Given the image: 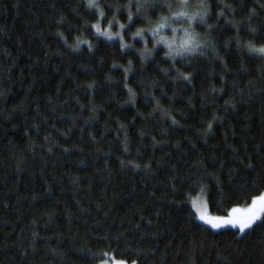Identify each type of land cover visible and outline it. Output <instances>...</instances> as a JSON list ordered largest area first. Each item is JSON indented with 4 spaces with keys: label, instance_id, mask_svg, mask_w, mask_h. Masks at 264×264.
I'll return each instance as SVG.
<instances>
[{
    "label": "trees",
    "instance_id": "trees-1",
    "mask_svg": "<svg viewBox=\"0 0 264 264\" xmlns=\"http://www.w3.org/2000/svg\"><path fill=\"white\" fill-rule=\"evenodd\" d=\"M153 1L99 0L121 49L85 0H0V264H264L260 221L212 230L189 204L226 216L264 193V57L247 47H264V0H204L203 55L175 68L129 40L180 2Z\"/></svg>",
    "mask_w": 264,
    "mask_h": 264
},
{
    "label": "snow or ice",
    "instance_id": "snow-or-ice-1",
    "mask_svg": "<svg viewBox=\"0 0 264 264\" xmlns=\"http://www.w3.org/2000/svg\"><path fill=\"white\" fill-rule=\"evenodd\" d=\"M88 7L89 8H96L99 11V14L101 17L104 16V12L102 9H100L99 4L97 3V0H88ZM137 12H139L141 9H144L146 7H155L154 4L150 2V0H137V3L135 5ZM169 10H171V5L167 4L165 5ZM193 5L190 3V0H180L179 3V9L178 11H175L172 13L171 16H164L160 18V21L156 24L154 28L150 30V35L153 37L154 41V48L156 46H163L167 49L166 57L171 59L173 61V67L175 68V62L176 59L179 57L182 60L189 57L190 54L196 53L198 50L200 51V54L203 55V49L206 47V42L201 43L200 39L198 38L199 34L195 32L194 28H192L193 24H205L206 18L209 17V6L204 2V0H200V3L195 6L196 10L189 12V9H191ZM225 8H228L229 10L234 11L232 9L231 5H224ZM262 8H264V5H261ZM219 16H224V12L221 11L218 13ZM257 15L255 12V9L250 10V18L252 16ZM129 22H132V14H131V8H129V16H128ZM188 24V27H173V24ZM229 23H232L229 21ZM111 22H109V28L105 30H101L99 24L93 25V27L96 30V33L99 36L106 37L108 40H114L119 38L120 40V48L126 49L129 48L130 45L124 43V37L122 35L123 30L125 29L124 24H119L120 32H116L115 34L111 31ZM211 27V26H209ZM168 29L172 33L171 38L169 36L162 34L163 30ZM250 31L255 32V29H250ZM144 29H139L135 33V37H140L141 40H144ZM180 33L181 35L177 36L176 34ZM58 36H60L61 39H64L62 33H57ZM156 37H159L156 39ZM83 42V41H82ZM145 45L149 43V41L144 40ZM239 43V41H237ZM79 47V44L76 46ZM250 52L257 53L260 56L264 57V47L256 48L254 45L249 43L247 45ZM91 49V46H90ZM153 52L151 50H147L145 53L141 54L142 59L146 56H152ZM131 63V62H129ZM113 67H116V65H113ZM127 69L125 70V73L127 74ZM161 71L164 72L165 75H168V71L162 69ZM178 75L177 79L186 81L187 83H192V75L180 73L179 69H176ZM94 87V84H89L88 88L92 89ZM125 87L127 88V84H125ZM213 91H216L213 89ZM129 94L132 96V100H130L131 103L135 102L134 96L135 94L132 92V89H128ZM229 103L226 101V104ZM232 107H235L233 104ZM95 111V109H93ZM214 120L216 117L213 118ZM173 123H177L175 120H173ZM207 131L210 133L212 131V123L210 122L208 124ZM45 139H48L45 137ZM51 149H49L50 151ZM125 151H127V148H125ZM248 167H252L251 164L248 165ZM197 212L199 213L198 219L203 222L204 225L209 226L211 229L214 230H221L228 227H231L233 229H238L239 234L241 236L247 234L248 231L253 229V225L256 224L257 221H260L261 226H264V193L261 195L253 198L251 206L247 209L241 210L238 208H232L231 212L227 214L226 216H211L208 213V209L205 206L202 210L197 209ZM235 235V233H234ZM104 255H107L105 253ZM103 264H108V261H104ZM114 264H124L123 261H114Z\"/></svg>",
    "mask_w": 264,
    "mask_h": 264
},
{
    "label": "rangeland",
    "instance_id": "rangeland-1",
    "mask_svg": "<svg viewBox=\"0 0 264 264\" xmlns=\"http://www.w3.org/2000/svg\"><path fill=\"white\" fill-rule=\"evenodd\" d=\"M86 1V3H87V5H88V0H85ZM99 2V0H97V3ZM150 2H154L153 0H150ZM180 3V2H179ZM179 3H178V5L174 8L175 9V11H178V10H180L179 9ZM99 4V3H98ZM94 10H96V12L98 13V21L94 24V25H96V24H99V26H100V28H101V30L103 31V30H105V29H108L109 28V22H111V31L115 34L116 32H120L121 30L119 29V22L118 21H109V22H107L106 24H104V16L103 17H101L100 16V14H99V11L96 9V8H93ZM174 11V12H175ZM173 12V13H174ZM172 15V13L171 14H169V15H167V16H171ZM162 17H164V16H162ZM161 18V17H160ZM160 18L155 22V23H153V24H150V25H148L144 30H145V32H144V40H146V41H150L151 43H152V46H154V41H153V37L150 35V30L152 29V28H154L155 26H156V24L160 21ZM173 27H188V24H186V23H183V24H173L172 25ZM194 26V24L192 25V28H194L193 27ZM94 28V27H93ZM94 30H95V28H94ZM137 32V31H136ZM135 32V33H136ZM95 33H96V30H95ZM123 33H124V30H123V32H122V35H123ZM97 34V33H96ZM162 34H164V35H167V36H169V38H171V36H172V33L170 32V30H168V29H165V30H163V33ZM98 35V34H97ZM177 36H179V35H181L180 33H177L176 34ZM99 36V35H98ZM101 38H103V39H105V40H108L106 37H103V36H100ZM124 37V36H123ZM159 37H156V39H158ZM115 40H117V41H119L120 42V40H119V38H117V39H114V40H108V41H115ZM129 40L130 41H132V42H136V41H141L142 43H141V46L144 48V50L146 51V49L148 50V44L149 43H147V45H145V43H144V40H141L140 39V37H135V34L134 35H130L129 36ZM124 43H126L127 44V41L125 40V38H124ZM156 47H162V48H164L162 45L161 46H156ZM165 50H166V52H167V49L166 48H164ZM189 204H190V206H191V208H192V210H193V213H194V215H195V218H196V220L199 222V223H201V224H203V222L201 221V220H199L198 219V215H199V213L197 212V209L199 208V209H203L205 206L207 207V202H206V197H205V194L204 193H201L200 195H198L197 197H195V198H193V199H191L190 200V202H189ZM251 206V204L250 205H248V206H245V207H236V208H238V209H241V210H244V209H247L248 207H250ZM208 209V208H207ZM231 212V211H230ZM229 212V213H230ZM209 213V212H208ZM228 213V214H229ZM210 215V214H209ZM212 216V215H211ZM204 225V224H203ZM206 227H208V228H210L209 226H207V225H205ZM228 228H231V227H228ZM211 229V228H210ZM226 229V228H225ZM233 229V228H232ZM212 230H214V229H212ZM238 230V229H237ZM104 261H108V264H114V261H121V260H117V259H114V258H112L111 256H105V259H103L99 264H103V262ZM124 262V261H123ZM124 264H134V263H127V262H124Z\"/></svg>",
    "mask_w": 264,
    "mask_h": 264
}]
</instances>
